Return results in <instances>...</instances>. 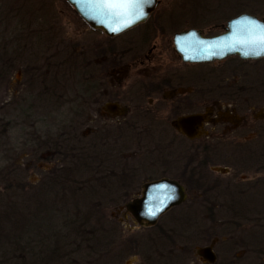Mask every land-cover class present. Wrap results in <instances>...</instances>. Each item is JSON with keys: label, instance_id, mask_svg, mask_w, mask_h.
I'll use <instances>...</instances> for the list:
<instances>
[{"label": "rangeland", "instance_id": "rangeland-1", "mask_svg": "<svg viewBox=\"0 0 264 264\" xmlns=\"http://www.w3.org/2000/svg\"><path fill=\"white\" fill-rule=\"evenodd\" d=\"M177 1L179 8L188 7V10L200 13L191 11L189 18L192 20H197L202 10L211 11L212 17L218 16L207 18L205 24L199 17L197 27L206 32L223 22L226 15H234L232 12L239 5V0ZM255 1L249 3L248 9L262 15L263 3ZM165 4L167 2L157 11L174 7L172 3ZM23 28L25 34L21 31ZM133 36L134 32L124 34L110 43L113 50L119 51L116 53L118 63L109 68L108 77L104 78L99 70L97 77L92 79L84 63L101 49L105 37L101 32L91 30L65 0H0V221L13 227L4 220L5 215L10 214V206L18 203L11 190L6 189L10 182L13 183L12 177L26 187L24 192L28 195L53 172L91 161L95 167L89 168L84 175L89 181L102 179L97 189L101 195L87 194L89 185L80 190L75 186L71 189L72 185L67 183L64 191L57 188L56 195L51 197L50 208L38 213L34 211L26 225L21 230L18 228L26 240L38 242L33 252H41L46 260L48 256L43 247L37 248L39 242L45 244L49 239V245L56 243L63 257L52 264H204L197 256L196 248L210 244L217 257L214 264H264V210L255 209L256 205L261 208L264 204L261 186L257 190L253 187V194L247 192L242 198L248 210L228 211L220 207L224 201L218 190L212 188L203 193L201 187H193L184 204L167 212L153 227L139 226L126 212L124 205L140 196L142 184L147 180L162 174L180 179L176 169L167 172L165 168H157L158 161H167L177 168L188 164L189 170L197 174L204 148L216 150L219 146H171L166 145L168 141L157 142V136L149 126L150 118L135 113L128 100L130 97L135 100L138 92L137 87L132 88L135 81L149 80L143 66H131L129 76L123 77L136 53L132 51L123 56L120 51L126 49L128 43L137 50L135 40L134 43L130 41ZM154 40L160 42L159 38L153 39L142 51L146 52ZM48 42L53 47H47ZM168 57V54L160 56L163 61L160 68L164 72ZM9 65L12 67L8 71ZM194 69L191 72L201 71V66ZM151 74L150 68L148 75ZM44 86L55 89L52 98L45 95ZM108 101H116L128 110L125 108L120 112L123 116L110 118L103 111ZM161 137L166 139L164 133ZM237 149L238 153L245 151L241 147ZM172 152L174 156L167 158ZM111 154L120 165L109 171L107 158ZM124 171L125 175L132 173L134 176L126 185H120L119 177ZM203 171H208L207 166L201 168L202 182L213 183L215 175ZM248 172L250 175L247 176H251L254 170ZM105 174L108 179L103 180ZM76 177L75 171L71 178ZM190 179L198 180L194 176ZM114 192L119 197L126 196L121 199ZM86 196L91 198L86 199ZM207 196L210 198L207 207H213L211 213L214 214L210 220L201 206V200ZM114 197L117 198L112 203ZM29 206L28 212L33 211L35 206ZM11 209L16 218L22 217L18 210ZM82 213L93 214V219L89 214V226L100 230L102 227L108 229L107 225L114 236L113 239L103 236L96 247L91 245L96 253H91L87 244L80 247L74 244L73 236L69 238L70 245L61 244V237L68 233L64 216H70L68 219L71 220ZM102 221L106 223L103 225ZM109 240L113 241L111 245ZM25 257L28 258L26 254ZM17 264L31 262L24 261L20 254Z\"/></svg>", "mask_w": 264, "mask_h": 264}, {"label": "flooded vegetation", "instance_id": "flooded-vegetation-1", "mask_svg": "<svg viewBox=\"0 0 264 264\" xmlns=\"http://www.w3.org/2000/svg\"><path fill=\"white\" fill-rule=\"evenodd\" d=\"M253 1L255 0H239V5L232 12L235 13L234 15L230 17L226 15L227 18L223 22L214 25L212 30L206 32L203 28H198L197 24L200 22L199 17H201V23L205 24L208 21L207 18L212 17L209 14L211 11L202 10L197 20H192L189 15L194 10H188V7L182 6L179 8V1L157 0L155 9L144 22L115 37H108L100 30H94L101 32L106 42L93 58L84 63L85 70L89 72L92 79L97 77L99 70L102 71L104 78L108 77L107 71L112 65L118 63L116 53L119 54V51L110 47V43L124 34L134 32V39L130 41L134 43L135 40L137 50L129 47L128 43L127 48L120 51L123 56L131 54L132 51L136 53L132 56L134 62L126 66L128 73L125 71L123 77L129 76L131 66H143L146 77L149 76V80L135 81L132 84V88L138 89L135 96L137 104L134 105L135 100L132 97L128 100L132 103L135 113L145 116V119L150 118L149 126L153 135L155 133L157 136L158 141H156L159 144L168 141L166 145L171 146L219 145L216 150L204 148L205 155L203 154L200 160V169L197 174L194 170H189L188 164L177 168L169 165L167 161H165L167 164L158 161L157 168H165L167 172L176 169L180 179L162 174L146 182L163 178L174 180L183 187L186 195L193 187L197 189L201 187L204 190L203 193L213 188L223 196L224 202L220 207H225L231 212L248 210L247 203H244L242 198L246 197L247 192H251L253 187L257 190L261 186L264 191V57L242 59L238 56H230L218 61L189 63L176 52L173 39L176 34L190 29L199 31L203 37L225 33L227 23L244 14L264 22V12L259 15L248 9L249 3ZM164 2H167L166 6L172 3L174 7L158 12V7ZM255 2H262L264 6V0ZM191 3L196 1L191 0ZM239 8H246V10L240 11ZM194 13L199 12L194 11ZM190 25L192 27H189ZM215 31L217 33L213 34ZM168 33H172L171 36ZM156 38H159L160 42L154 40L146 52H143L145 44ZM165 54L170 56L167 60L166 72L160 68L163 63L160 56ZM139 55L142 56L137 58L136 56ZM197 66H201V71L191 72ZM150 68L152 74L148 75ZM125 108L128 110L127 107ZM125 108L116 101H108L104 104L103 111L105 115L113 118L117 115L123 116L120 112L125 111ZM182 121H184L183 124H181ZM162 133L166 139L161 137ZM238 147L244 148L245 151L241 150L238 153ZM167 156L172 158L173 152ZM157 163L154 162L155 168ZM206 166L208 171L202 173L214 174L213 183L209 181L205 183L201 180L203 177L201 168ZM250 170L254 172L251 176H247L250 175L248 172ZM127 175L134 176L132 173ZM192 176L198 180L193 181L190 179ZM221 189L225 190L221 191ZM216 195L220 197L219 194L216 193ZM209 202L208 196L201 200V206L205 208L204 215L208 220L214 218V214L211 213L213 207H207L210 205ZM215 208L218 209L219 206L216 204ZM255 209L264 210V204L261 208L256 205Z\"/></svg>", "mask_w": 264, "mask_h": 264}, {"label": "water", "instance_id": "water-1", "mask_svg": "<svg viewBox=\"0 0 264 264\" xmlns=\"http://www.w3.org/2000/svg\"><path fill=\"white\" fill-rule=\"evenodd\" d=\"M65 1L91 29L100 30L108 37H115L144 22L155 9L157 2L134 0L132 7L121 10L105 7L108 0ZM121 11L124 14L118 15ZM140 13L143 15L137 19ZM128 21L132 22L129 24ZM173 42L176 52L189 63L218 61L230 56L259 59L264 57V22L244 14L230 20L225 33L203 37L199 31L190 29L176 34ZM185 200L183 187L174 180L163 178L145 182L140 196L127 202L124 208L139 226L152 227L163 214L181 205ZM196 254L204 264H214L217 259L213 244L197 247Z\"/></svg>", "mask_w": 264, "mask_h": 264}, {"label": "trees", "instance_id": "trees-1", "mask_svg": "<svg viewBox=\"0 0 264 264\" xmlns=\"http://www.w3.org/2000/svg\"><path fill=\"white\" fill-rule=\"evenodd\" d=\"M21 31L22 33L24 32L23 34L26 33L24 28ZM47 47L49 48L53 47L52 43L48 42ZM12 66H14V64ZM12 66L9 65V67H7L8 71ZM43 89L45 91V95H47L49 98H52L54 96L53 93H55V89H50L48 86L47 87L44 86ZM113 156L114 154H111L110 158H107L109 162V165L107 166V168L109 169V171L111 169L117 168L120 165L119 162H115L112 159ZM94 167H95L94 162L90 161L88 163L87 162L82 163V165L72 166L68 169L64 168L62 170H59V172H53L52 175L47 180H43L42 182H40L36 186L37 188L35 189V191L28 193V195L26 192H24L25 191L24 188L26 187L24 185L19 184L16 178L12 177L13 183L10 182V184H8L6 189L11 190V193L14 194L13 196L16 197L14 201L17 200L18 203L15 202V204L10 206V214L5 215V218H4L7 224L9 223L13 227L9 228L0 221V264H17L20 259V254H23L24 261L30 260L31 264H52V263H57L61 261V258L63 256L59 254V250H58V247L56 246V243H54V245L52 246L49 245V243L51 242L49 239L46 241L45 244H42L41 241L39 242L37 248L43 247L45 254L47 253V256H48V260H46L45 257L43 258L41 256V252L39 254L33 252L34 245L38 242L34 241V239L26 240L23 236L19 234L18 228L20 227L19 230H21L24 227V225H26V223L29 220L28 217L30 215H33L34 211H36L35 213H38V211H41L43 209L47 210L48 208H50L51 205L49 204L52 203L50 202L51 197L53 195H56L55 192L57 188L60 187V190L64 191L67 183H70V185H72L71 189H74L76 187V189H80V190L84 189L85 185H89L87 194L101 195L102 192H100V190H97V189L99 187L98 183L102 184V181H100L102 179L89 181V180H86L87 176L84 175L88 172V170H90L89 168L92 169ZM75 171L77 172L78 177H76L73 180V178H71V174L72 173L75 174ZM125 171L122 174V176L119 177L120 185H126L130 181V177L132 178V176L130 175H125ZM68 173L70 174V176ZM106 179H108L107 175L104 176L103 180H106ZM58 193L59 192L57 191V198L59 199ZM61 193L60 195H62ZM70 193H72L73 195L75 194V192H73L72 190H70ZM83 194H85V192H83ZM114 194L117 197L120 196L117 192H114ZM125 196L126 194L122 195V197H119V198L123 199V197ZM117 197H114V199L111 200L112 203H114ZM87 198L89 199L91 198V196H86V199ZM31 204H33L35 208L33 211L30 209L28 212V209L30 208L29 205ZM11 208L16 209L15 211L18 210L22 217L16 218L15 214H13L14 211ZM89 214L91 215L92 213H89ZM89 214H86V213H82L79 215L77 214L78 216L75 215L74 216L75 219L72 218L71 220L68 219L70 216H64V219H65L64 225L68 226V227L66 226L68 228V231H67L68 233L63 235V237H61L62 239L61 244L68 245L69 238L73 236L75 240L74 244L79 245V247L82 246V244L84 245L87 244V248L89 249V251L91 253H96L95 252L96 249L93 246L96 247V245H98V242H100L103 236L104 238L106 236L108 239L110 238L113 239L114 236L110 233L109 226L106 225L108 229H102L103 228L102 227L100 229L101 233H100V230H96V228L89 226L90 225L89 219L91 218V216L93 219V214L91 216ZM104 223H106V221H102L103 225ZM112 229L113 231H115L114 228ZM14 233H17V235H15ZM108 243L109 245H111L113 241L109 240ZM25 254L28 256V258L25 257ZM32 256H35L36 260Z\"/></svg>", "mask_w": 264, "mask_h": 264}, {"label": "snow or ice", "instance_id": "snow-or-ice-1", "mask_svg": "<svg viewBox=\"0 0 264 264\" xmlns=\"http://www.w3.org/2000/svg\"><path fill=\"white\" fill-rule=\"evenodd\" d=\"M134 4V0H108V2L105 3V7H108L110 9H121L126 10L130 7H132ZM118 15H123L124 12H118ZM143 13L138 14L137 19L142 16ZM132 21H128L127 23H131ZM127 26V25H125ZM120 29H113V31H119Z\"/></svg>", "mask_w": 264, "mask_h": 264}]
</instances>
